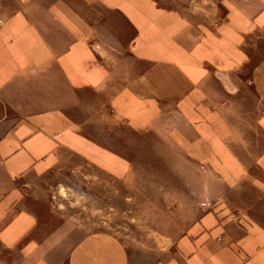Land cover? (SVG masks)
I'll use <instances>...</instances> for the list:
<instances>
[{"label":"crops","instance_id":"0c3cea01","mask_svg":"<svg viewBox=\"0 0 264 264\" xmlns=\"http://www.w3.org/2000/svg\"><path fill=\"white\" fill-rule=\"evenodd\" d=\"M210 2L0 0V264H264V0ZM96 107L218 187L166 249L43 215L38 179L71 160L134 171Z\"/></svg>","mask_w":264,"mask_h":264},{"label":"rangeland","instance_id":"374dc122","mask_svg":"<svg viewBox=\"0 0 264 264\" xmlns=\"http://www.w3.org/2000/svg\"><path fill=\"white\" fill-rule=\"evenodd\" d=\"M156 1L162 7L189 8L197 14L211 8V0ZM91 111L99 115L91 117L89 135L112 148L122 140L124 147L118 150L132 158L134 171L116 181L74 159L47 172L38 179L44 217L83 232H106L131 251L166 249L169 237L180 234L211 205L218 187L206 176L202 183L196 180L195 164L181 161L160 138L131 135L108 108Z\"/></svg>","mask_w":264,"mask_h":264}]
</instances>
